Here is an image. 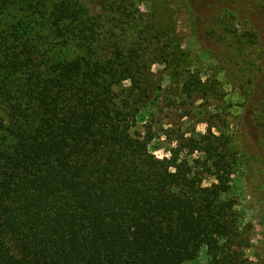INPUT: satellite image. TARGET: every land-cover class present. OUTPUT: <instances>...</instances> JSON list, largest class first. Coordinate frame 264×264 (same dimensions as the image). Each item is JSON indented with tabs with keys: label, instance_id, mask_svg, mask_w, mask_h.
Wrapping results in <instances>:
<instances>
[{
	"label": "trees",
	"instance_id": "obj_1",
	"mask_svg": "<svg viewBox=\"0 0 264 264\" xmlns=\"http://www.w3.org/2000/svg\"><path fill=\"white\" fill-rule=\"evenodd\" d=\"M99 17L82 0H0V264H184L234 232L223 133L210 124L157 157L131 131L138 99L114 89L138 82L141 57L117 43L92 55ZM58 38L82 53L51 52Z\"/></svg>",
	"mask_w": 264,
	"mask_h": 264
},
{
	"label": "rangeland",
	"instance_id": "obj_2",
	"mask_svg": "<svg viewBox=\"0 0 264 264\" xmlns=\"http://www.w3.org/2000/svg\"><path fill=\"white\" fill-rule=\"evenodd\" d=\"M82 2L105 23L106 34L101 32L88 49L92 55L108 60L120 52L117 43L124 55L134 52L141 57L144 74L137 76L138 82L122 81L114 89L118 99H138L144 117L131 131L151 136L149 143L157 157H163L181 137L205 134L210 124L212 133L222 132L227 141L232 155L227 158L229 188L221 199L232 203L229 219L234 232L228 239H219L214 253L202 247L196 259L184 264H210L214 256L216 264L223 259L230 264H264V3ZM47 40L51 52L67 59L82 53L73 38ZM38 48L44 53L41 43ZM190 79L201 82L186 97L181 89ZM199 180L206 186L212 178Z\"/></svg>",
	"mask_w": 264,
	"mask_h": 264
}]
</instances>
